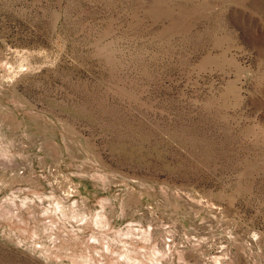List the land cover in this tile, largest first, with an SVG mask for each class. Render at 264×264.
I'll list each match as a JSON object with an SVG mask.
<instances>
[{
    "label": "rangeland",
    "instance_id": "374dc122",
    "mask_svg": "<svg viewBox=\"0 0 264 264\" xmlns=\"http://www.w3.org/2000/svg\"><path fill=\"white\" fill-rule=\"evenodd\" d=\"M0 264H264V0H0Z\"/></svg>",
    "mask_w": 264,
    "mask_h": 264
}]
</instances>
